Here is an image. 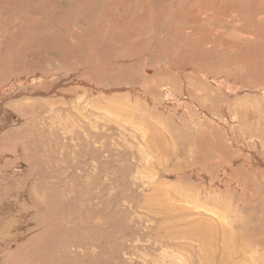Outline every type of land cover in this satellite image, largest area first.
<instances>
[{
    "label": "bare ground",
    "instance_id": "obj_1",
    "mask_svg": "<svg viewBox=\"0 0 264 264\" xmlns=\"http://www.w3.org/2000/svg\"><path fill=\"white\" fill-rule=\"evenodd\" d=\"M140 1L141 3L136 2L135 0H86L89 7L96 8L95 17L97 18L98 22L103 21L109 25L110 28H105L103 30L102 27L104 26L99 27V31H106L108 36H103L102 39L91 38L89 39V42L86 43L79 42L78 48L75 51L71 50L69 54L76 53V55H79L81 52L85 55L89 48L90 53H88L85 59L88 60L87 58L90 57L89 73L91 76L94 74V76H92L94 78L95 76L107 75L109 72L113 73L122 69V60L120 61L121 63L119 62L121 69L115 67L117 62L114 63L116 61L114 57L115 54L111 49L110 52H103L102 49H107L104 46L108 43L104 44L105 42H109V40L115 42L114 48H116V51L128 49L129 51L135 52V50H137L140 52V59L144 60L145 64L152 62L156 65L157 63L159 69L161 67L163 68L160 69V71L162 72V75H167H163L164 78L174 77L172 78L174 81L177 76L179 77V81H177L179 82L177 83L179 93L177 94H175L177 91L174 92V87H166L167 83L162 84L160 81L162 78L150 81L152 82L150 86H156L159 88L158 95L160 97L162 96L163 99L170 96H172V98L177 97V102L183 101L187 103L185 106L183 105L184 109L182 112L184 115H191L192 113H190V109L192 108L198 113L199 117L207 116L213 122L216 119V114L212 112L213 110L210 111L211 106L213 105L210 106L211 103L209 102L215 101V97H213L215 89L213 88L212 84L214 86L215 84L219 85L217 90L221 91L222 89L226 91L225 95L228 93H234L233 90L236 91V89L229 87L230 81L229 76L227 77V75L238 74L237 72L241 71L239 69H250V64L255 55H257L256 48L258 49V47H256V45L258 43L264 44V0ZM30 2V0H0V170L3 169V171L0 172V264H39L37 261L38 253L41 254V251L46 252L45 250L48 251L49 254H46L50 255V262L53 264H83L82 257L84 256V251L86 250L88 243L92 242V240L98 236L101 230V222L98 216L100 204L98 183L99 179H101L99 159L102 150L100 146L102 134L101 125L104 124H101L99 120L102 107L105 109V112H107V121L111 120V117L113 118L111 121L117 124L119 121H123V123H127L129 126L128 128L125 126H119L123 132H126V130H128V132L130 131L131 134L129 135H132L133 137L139 135L140 143L142 144V148L140 149L143 151L141 154H150L151 158H154L152 159V164L149 163L150 166L147 167L153 171V174L151 173L152 175L166 173V169L180 174L181 170L182 172L183 170L185 172H189L192 171L196 166V169L199 168L198 170L202 171L201 174L204 173L201 176L203 177L202 180L206 182L209 178L212 179V176L208 174L209 171H221L224 169V172L225 170L227 171L224 173L225 177H227L223 183L224 190H220V186H215L213 183L215 182V179H213L210 182L208 181L209 188L206 189L207 193L205 194V189H201L200 192L201 194L204 193V195H210L211 197H215L214 195L217 194L219 195V198L225 199L224 192L232 191L231 189L235 176L239 173L246 172L245 170H250V175L252 176L245 175L244 184L250 186L252 183H259L263 191L259 190V193H257L253 192L252 190V199H264V171L260 170V167L257 166L258 164H254L257 161V157L253 151L249 150L246 142L244 140L242 143L240 142L241 144H237V142H235L233 138H237V132L236 129H233L234 127H230L228 133L222 135L224 137H229V140L226 138V141L221 143L217 140L212 132L204 129L205 127L203 128L199 121L194 122L191 125V134L193 135V132L196 131L200 134V137L196 139L194 138V141L190 140V145H188L186 148L181 147L179 149L177 146H172L170 147L171 149H168V147L165 146L166 152H163V150H165L163 149V153L160 156L161 153L158 151V148L162 147V145L159 147L157 146L156 148V145L152 144V136L151 138L149 137V134H153V132L149 131V129L152 130V126H149L147 121L150 118H148L149 116L146 114L147 111L144 113L142 110L137 108L138 100H136L135 103H132L133 101L126 98L121 100L116 105L103 103L105 106H102L101 108L100 106L102 102H91L90 105H87L88 108L86 107L81 109L89 116L88 118L84 117L81 119L79 117V121L76 120L78 122H75L73 125L71 121L69 122V128H67L68 133L66 134H69L70 136H63V138L67 141L69 140L71 142H75L72 149L69 150L70 148L67 149L66 147L69 142H66L65 140L61 141L59 139V142L58 139H50L51 141L48 140V134H52L53 131V129L48 128L49 126L45 124H41V126H39L36 122L33 124V121L38 117L36 113H34L36 105L30 106L31 104L37 103H39L37 105L43 104L42 106L64 104V97L66 94L62 92L59 93L54 90L57 86H59L60 81H54L51 85L52 90L49 93L52 94L51 97H55L54 99H46L39 102L37 99V102L29 101L28 103L24 104L15 103L4 107L3 102H5L6 99L23 95L22 92L14 91V89H16V87H18L19 83L21 82L15 78L12 79L11 83L6 84L7 88L3 90V77L6 78L5 74L17 73L23 71V69H29L30 66H32V69L34 68V66L31 65V63L34 62L33 58L27 59V64L23 65L20 63L21 61L19 58L22 60L27 58L26 52L17 55L14 59H12L13 55L9 52H6L8 47L6 48L3 46L4 43L12 37V34L19 33L20 31L23 32V30H26V32L29 29L32 30L27 21H25L26 23L23 22V20L26 19L25 15L28 12L27 8L30 5ZM131 2L134 3V5L138 8L141 7L140 16L135 15V13L132 11ZM125 11L128 13L127 15H124ZM163 15H165V17L169 16L168 19H163ZM12 18H15V20H13L8 26L7 22H10ZM3 22L5 23L4 25ZM240 23H247V26L249 27L248 29L250 30H247L244 27L245 24L241 25ZM126 25L129 28H133L135 25L140 29L143 27H148L153 31V36L149 37L147 35H140L137 31L133 30L130 33L125 27ZM118 29L121 31L120 34L116 33ZM3 36L5 37L3 38ZM15 39L17 41L20 39L26 41V39L30 40L31 37L28 38L27 34H24L23 38L16 36ZM136 39L142 40L143 42L137 45L139 41H136ZM164 39H167L171 42L170 44L172 49L170 50L175 52L167 50V52L164 53V51H157L156 46L150 47L151 44L156 45L157 42H163ZM30 43H32V41H30ZM95 48H100L101 51L100 49L95 51ZM110 60H113V62L109 63ZM163 60H165V62L162 63ZM107 64L109 65L108 67ZM124 66H126V64ZM145 73L149 74L148 71ZM146 74L143 73V75ZM217 74L222 75V78L218 79ZM135 75L137 76V74ZM128 78L130 79L131 77ZM144 79H146V77ZM172 79L170 78L168 80ZM117 80H119V78ZM173 81L171 83L174 84ZM89 87L97 89L93 84H90ZM49 88L47 90H49ZM245 88L248 87L245 86ZM6 91H9L10 94L9 98L6 97L5 99L3 98V92L5 93ZM129 91L131 93L135 90L129 89ZM171 91L175 94L174 96L170 93ZM99 92L100 91H96V93ZM33 93H36L35 89L33 90ZM33 95L34 94H32V96ZM229 97L231 96L229 95ZM83 98L82 96L80 98L78 97L75 103L71 102L64 105H66L69 109L70 107L78 109L82 103H85ZM170 98H168V100H171ZM95 100H97L96 97ZM219 103L221 104L217 110L219 109L222 117L226 123H228L227 128H229L233 122H237V119L233 117L229 118V116L224 111L223 106L228 104V102L222 103L220 101ZM76 104H78V106H76ZM11 107L14 108L16 112L20 114V116L25 115V117L21 120H18L17 118L14 122H11L13 115L6 109H11ZM244 112H246L245 109L240 108V110H235V113L232 114L234 117H239L238 122L240 125L238 127L241 126L244 128V122L242 118V114L245 115ZM244 118H246V116ZM6 121L13 124H18V126H12L9 123L10 127L8 128ZM189 122L186 123V126L188 127L191 123ZM104 125L108 124L106 123ZM63 133L65 134L64 131ZM251 134L253 135L254 133L252 132ZM245 137L247 136H244V138ZM237 140L238 139H236V141ZM234 147L237 148V151L235 152L236 156L234 155L231 159V154L235 149ZM180 154H184V156L186 155L188 159L187 157H180ZM178 155L180 156L177 157ZM19 164L24 165L25 170H20L18 173H15V171H17L15 168L18 167ZM170 166L172 167L171 169L169 168ZM76 176L85 179L86 182L91 181L88 189H86V194L81 197L76 196L73 190L71 188L69 189L68 187L69 183L71 182V177L75 178ZM206 177L207 179L205 180L204 178ZM211 184L212 187L210 186ZM178 187L179 190L181 186ZM152 189L153 188L150 190ZM180 195H182V193ZM251 195H249V204L251 201ZM263 199L261 201H263ZM165 201L168 202L167 200ZM184 202L185 198L183 203ZM203 205L205 204L202 203L201 206ZM254 205L253 213L256 215V218L250 222V226L261 224V220L264 221V201L260 204V206ZM191 206L193 205L191 204ZM204 208L206 209L204 210L202 208L201 211H209L214 216L216 215L224 217L223 213L221 212H216L212 210V208L209 209L208 207ZM89 209L92 211L90 216H87L86 218ZM168 217L170 218L171 216L169 215ZM252 218H254V215ZM199 222L202 224L204 221L199 218ZM186 223L188 224V222ZM189 223L191 222L189 221ZM193 225L195 226L196 224ZM202 228L200 229L202 230ZM255 235L250 232L249 235L245 237V241L243 239L244 237H241L242 242H246L247 245L252 243L255 244L256 242L257 244L262 241L264 242V237H255ZM235 236L236 238L238 237V235ZM88 239L89 241H87ZM173 241L175 243V240ZM239 241H241L240 238ZM205 247L206 245L202 243L201 249L203 250ZM206 253H208V251ZM176 258H174V260ZM179 259L178 261L180 262L181 260ZM198 260L200 261V258ZM246 263H248V261L245 262V264ZM251 263L252 262H250V264ZM176 264L179 263L176 262Z\"/></svg>",
    "mask_w": 264,
    "mask_h": 264
},
{
    "label": "rangeland",
    "instance_id": "obj_2",
    "mask_svg": "<svg viewBox=\"0 0 264 264\" xmlns=\"http://www.w3.org/2000/svg\"><path fill=\"white\" fill-rule=\"evenodd\" d=\"M30 1V5L27 8L28 12L25 15L26 19L23 20V22L27 21L32 30L29 29L27 30V32L26 30H23V32L20 31L19 33L12 34V37L9 38L3 46H5L6 48L8 47L6 49V52H9L13 55L12 59H14L17 55L26 52L27 58L24 60L19 58V60L21 61L20 63L23 65L27 64V59L33 58V63L35 64L31 63V65H33L34 68L32 69V66H30L29 69H23V71L17 73L5 74L6 78L3 77V90L7 88L6 84L11 83L12 79L15 78L17 80H20L21 82L19 83L18 87L14 89V91L22 92L23 95L6 99V97L9 98L10 93L9 91H6L5 93L3 92V98L6 99V101L3 102V106L7 107L8 105L15 103L24 104L28 103L29 101H36L37 99L38 102L46 99H54L55 97H51L52 94L49 93L52 90L51 85L54 81H60L59 86H57L54 90L59 93L62 92L66 94V96L64 97V104H69L71 102L75 103L76 99L78 97L80 98L81 96L82 98L84 97L83 100L85 102L82 103L81 106H79L80 109L72 107H70L69 109L64 104L42 106L43 104L37 105L39 104L37 103L30 105H36L34 113H36L38 117L33 121V124H35L34 122L38 123L39 126H41V124H45L49 126V129H53L52 134H48L49 141L53 139H58V142L59 139L61 141L65 140L66 142L70 143L66 145L67 149L70 148L69 150H71L75 142H71L69 140L67 141L63 138V136H70L69 134H66L68 133L67 128H69L68 126L70 121L73 125L75 122L79 121V117L81 119L84 117H89L81 109L86 108L87 105H90L91 102H102L100 106L101 108L102 106H105V103L116 105L121 100L128 98L129 100L133 101L132 103H135L136 100H138L137 108L139 110H142L144 113H146L147 111L146 114L149 116L148 118H150L147 120L149 123L148 125L152 126V130L149 129V131L153 132V134H149V137L151 138L152 136V144H155L156 148L157 146L159 147L162 145V147L158 148V151L161 153H159L160 156L163 152H166L165 146H167L168 149L172 146H177V148L179 149L181 147L186 148L188 145H190V140L194 141L196 138L200 137V134L196 131L193 132V135L191 134V125L194 122L199 121L202 124L201 126L203 128L205 127L204 129L212 132L217 140L221 143H224L226 141L225 139L229 138L222 135L228 133L230 127H234L233 129H236L237 132V138H233L235 142H237V144H241L244 140L248 145L249 150L253 151L257 157V161L254 164H258L257 166L260 167V170L264 171V44L258 43L256 45V47H258V49L256 48L257 55H255L254 59L252 60L250 69H239L241 71L238 70V74L234 75L224 74L227 75V77L229 76V87L236 89V91L233 90L234 93H228L225 95L226 91L222 89L221 91L217 90L219 85L215 84V87L212 84L213 88L215 89V93L213 95V97H215V101H209L211 103L209 104L210 106L213 105L211 106L210 111L213 110L212 112L216 114V119L212 122L207 116L199 117L198 113L195 112L192 108L190 109V113H192L191 115H184L182 110L184 109L185 104H187L186 102H177V97L172 98V96H170L171 98L166 97L163 99L162 96L160 97L158 95L159 88H157L156 86H150L152 83L150 82L151 80L162 78L160 80L162 84L167 83L166 87H174V92L177 91L175 92V94H177L179 93V89L177 88V83H179L177 82L179 81L178 76L176 77V79H174V81L172 79L174 77L164 78V74L162 75V72L160 71V69L163 68L161 67L159 69L157 63L156 65L152 62L145 64L144 60L140 59V52L137 50H135V52L129 51L128 49H121L120 51H116V48H114L115 42H112L110 40L109 42L104 43H108L104 47L109 50H102L105 53L110 52L111 49L115 54L114 57L116 61L114 63L117 62V64H115V67L119 69H121L122 67V69L117 72H109V74L107 75H99L93 78L92 76H94V74L91 76V74L89 73L90 57L87 58L88 60L85 59L88 53H90L89 48L86 51L85 55L81 52L79 53V55H76V53H70L71 55L69 54L71 50L75 51L78 48L79 42L86 43L89 42V39L91 38L102 39L103 36H108V33L106 31L100 32L99 27L104 26L102 27L103 30L105 28H110L109 25L103 21L98 22L97 18L95 17L96 8L89 7L86 0ZM135 1L141 3L140 0ZM146 1L151 2L155 0ZM131 9L135 13V15L140 16L141 7L138 8L134 5V3L131 2ZM127 14L128 13L125 11L124 15ZM168 17L169 16L165 17V15L162 16V18L166 20L168 19ZM13 20H15V18H12V20L10 22H7L8 24H6L9 26V24ZM244 21L247 22L246 20ZM4 24L5 23L3 22V25ZM240 24H245L244 27L247 30H250L248 29L249 27L247 26V23ZM125 27L130 33L133 30L137 31L140 35H147L149 37L153 36V31L148 27H143L141 29L136 25L133 28H129L127 25ZM120 32V29H118L116 33L120 34ZM24 34H27V37H31V39H26V41H23V39L17 41L15 39L16 36L23 38ZM4 37L5 36H3V38ZM30 41H32V43H30ZM136 41H139L137 45L143 42L139 39H136ZM170 43L171 42L169 40L164 39L163 42H157L156 45L151 44L150 47L156 46L157 51H164V53H166L167 50L169 51L170 49H172ZM95 49V51H98L100 48ZM112 62L113 60L109 61V63ZM163 62H165V60H163L162 63ZM123 64H126L127 67ZM142 64L144 67L142 66ZM108 66L109 65L107 64V67ZM146 71H148L149 74H146ZM143 73L146 75H143ZM135 74H137V76ZM218 75L219 74H217L218 79L222 78V75ZM164 76L167 75L165 74ZM128 77L131 78L129 79ZM145 77L146 79H144ZM118 78L120 81L117 80ZM170 78L172 80H168ZM172 81L174 82V84L171 83ZM90 84H93L97 89L89 87ZM245 86L248 88H245ZM48 88L49 90H47ZM34 89L36 90V93H33ZM129 89H134L135 91L130 93ZM96 91L100 92L96 93ZM172 91L170 93L174 96L175 94ZM31 93L34 95L32 96ZM229 95L231 97H229ZM95 97L97 98V100H95ZM168 98H170L171 100H168ZM220 101L222 103L228 102V104L223 106L224 111L229 116V118L233 117L237 119V122H233L229 126V128H227L228 123H226V121L222 117L221 112L219 111V109L217 110V108H219L221 104L219 103ZM76 106H78V104H76ZM240 108L245 109L246 111L244 112L245 115L242 114L244 128H242L241 126L238 127L240 125L238 122L239 117L237 118L232 116V114L235 113V110L238 111L240 110ZM6 109L13 115L11 122H14L17 118L18 120H21L25 117V115L20 116V114H18L12 107L11 109ZM101 109L102 110L100 111L99 120L101 124H108L101 125L102 134L100 140V146L102 150L99 156L101 179H99L98 183L100 196L98 216L101 222V230L98 236H96L92 240V242L88 243V246L84 251V256L82 257L83 264H176V262L179 264H231V262L232 264H245V262L247 261L248 263L246 264H250V262H252L251 264H264V242L262 241L258 244L256 242L255 244L252 243L250 245H247L246 242H242L241 238L244 237L243 239L245 241V237H247L250 232H252V234L254 235L256 234L255 237H264L263 220H261V224H257L255 226L249 225L250 222H252L256 218V215L253 213L254 203L256 202L254 206H260V204L264 201L263 198V201H261L262 199L260 200V198L252 199V190L253 192L257 193H259V190L263 191L259 183H252V185L250 186L244 184L245 175L249 176L251 174L250 170H245L246 172L239 173L235 176L232 184V191H223L225 194V199L219 198V195L217 194L214 195L215 197H211L210 195L209 197L207 195H204V193L201 194L200 192L201 189H205L206 194V189L209 188L208 184L213 179H215V182H213L215 186H220L219 189L224 190L223 183L225 182V179H227L224 174L227 171L225 170L224 172V169H222L223 171H209L208 174L212 176V179L209 178L206 182L202 180L203 177L201 176L204 173L201 174L202 171L198 170L199 168L196 169V166L194 167L195 169L193 168V170L189 172H185L184 170L182 172L181 170L180 174L166 169V173L152 175L153 171L147 167L152 164L151 162L154 158H151L150 154H141V152L143 151H141L140 149L142 148V144L140 143L139 135L133 137L132 135H129L131 134L130 131L128 132V130H126V132H123V130L120 129L119 126H125L126 128H128V124L123 123V121H119V123L117 124L111 121L113 119L112 117L110 118L111 120L107 121V112H105V109L103 107ZM245 116L246 118H244ZM11 122L6 121V124H8V128L10 127V124L12 126H18V124H13ZM188 122L190 123L189 127L186 126V123ZM63 131L65 132V134L63 133ZM252 132L254 133L253 135L251 134ZM244 136L247 137L244 138ZM236 139L238 140L236 141ZM234 148V150L232 148L234 152H232L231 154V159L234 155L236 156L235 152L237 151V148ZM180 155H178L177 157H187L186 155L184 156V154ZM24 168V165L19 164V166L15 168L17 171H15V169L14 171L15 173H18V171L20 170H25ZM169 168L171 169L172 167L170 166ZM186 169L189 170L188 168ZM2 171L3 169L0 170V172ZM204 179L206 180L207 177ZM70 181L71 182L69 183L68 187L69 189L71 188L74 194L78 197L84 196L86 194V189H88L91 182L89 180V182H86L85 179L80 178L79 176H76L75 178L71 177ZM178 186H181L179 190ZM210 186L212 187V184ZM151 188L153 189L150 190ZM181 193L182 195H180ZM177 195H179L180 197ZM249 195H251L250 204ZM184 198L185 202L183 203ZM165 200H167L169 203ZM186 201L189 203H187ZM202 203H204L205 205L207 204L206 206L203 205L204 207H208L209 209L212 208V210L216 212L223 213L224 217L226 218L216 215L214 216L209 211L204 212L206 208L201 206ZM191 204L193 206H191ZM202 208L204 209L203 211H201ZM91 211V209L88 210L86 218L87 216H90ZM169 215L172 219L168 217ZM253 215L254 218H252ZM199 218L204 221L202 222V224L201 222H199ZM218 219L220 222L218 221ZM189 221L191 223H189ZM186 222H188V224ZM193 224L196 225L194 226ZM200 228H202V230ZM235 235H238V237L236 238ZM239 238L241 239V241H239ZM89 239L87 241H89ZM173 240H175V243ZM202 243L206 245V249H201ZM45 251L46 252L41 251V254L38 253V263L53 264L52 262H50L51 260L50 255H48V251ZM207 251L208 253H206ZM233 257L235 260L233 259ZM174 258L176 259L174 260ZM199 258L200 261L198 260ZM178 259L181 261L179 262Z\"/></svg>",
    "mask_w": 264,
    "mask_h": 264
}]
</instances>
